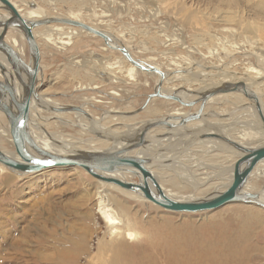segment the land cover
Returning a JSON list of instances; mask_svg holds the SVG:
<instances>
[{"label":"rangeland","instance_id":"1","mask_svg":"<svg viewBox=\"0 0 264 264\" xmlns=\"http://www.w3.org/2000/svg\"><path fill=\"white\" fill-rule=\"evenodd\" d=\"M10 1L22 14L35 11L43 18L77 20L105 33L116 42V46L125 48L132 58L154 65L165 73L162 84L165 92L172 89L174 94L188 86L197 91L192 93L196 96L199 89L213 84L205 81L209 74L240 76L247 72L253 77L258 71L263 76L253 82L262 84L256 86L252 82L250 86L258 92L264 108V40H261L264 39V0H240L244 8L230 18L210 13L215 0H81L79 8L70 1ZM181 6L192 11L199 8L201 13L207 12L210 17H196L191 22L188 14L180 12ZM0 14L5 15L6 12L0 10ZM51 25L58 34L62 31L77 33L72 35L69 43H65L55 34L46 33L41 28L45 26L38 27L39 78L42 82L38 94L59 106H81L91 120L89 122L70 113L55 118L46 114L49 109L37 107L45 112L47 121L44 125L49 134L67 140L68 145L72 143L79 150H104L110 144L88 141L95 136L86 130L91 124H98L102 129L98 131L102 132L119 122L126 126L115 131L125 135L128 126L168 117L169 112L179 107L173 101L153 99L138 114L122 116L137 111L143 105L146 97L156 88L157 76L141 71L129 80L124 72L118 73L113 69L119 77L118 81L113 82V77L109 80L103 78L107 64L106 70L113 62L125 70L128 65L123 61V55L107 47L99 37H92L72 26ZM177 73L182 76L177 78ZM196 73L197 78L193 80L190 76ZM226 95L223 100L219 98L216 105L212 102L205 107L207 114L217 112L224 115L209 118L210 123H216L225 116L234 119L241 114L239 121L254 119L248 117L252 115L249 101L239 94ZM197 108L184 107L182 110L189 114ZM245 112L247 115H244ZM67 120L69 124L65 125ZM230 122L223 124L230 125ZM79 124H84L83 128ZM0 126L4 129L7 126L1 113ZM249 128L240 123L233 130ZM258 128L248 132H257ZM213 129L216 131V127ZM154 132L159 131H151ZM232 136H235L234 131ZM170 139L159 141V149L168 148L169 145H163L164 141L175 142ZM255 141L249 146L262 144L264 139L260 134ZM207 143L211 142L193 146L176 161L172 158L177 155L164 157L172 159L171 164L159 169L150 167L164 191H170L180 199H190L203 198L214 190L222 191L226 187L227 175L218 178L217 174L227 172L230 167L220 170L234 159L231 155L209 150L212 145L209 148L208 144L206 148ZM217 145L214 147L217 148ZM178 146L179 143H176ZM60 147L62 151L67 150L65 146ZM0 149L12 151L7 136H0ZM204 151L214 153L206 156ZM137 154L136 151L134 155ZM166 160L162 158V161ZM210 163L216 164L219 169L210 166ZM257 171H261L262 176L255 177L256 173H253L250 190L264 193V162L256 167L254 172ZM98 193L106 197L121 220L122 233L116 238L109 235V229L98 214ZM130 196L115 186L96 181L79 168H54L21 176L1 165L0 264H96L100 259L102 262L98 264H111L112 259L114 264H125L130 254H134L139 247H148L158 264H164L161 249L168 243H171V249L181 245L182 253L193 259L192 264H264V209L230 204L208 212L173 213ZM130 229L138 234L134 242L123 239L124 232ZM115 242L121 243L123 248L112 253L109 247ZM192 245L195 249H190Z\"/></svg>","mask_w":264,"mask_h":264},{"label":"water","instance_id":"2","mask_svg":"<svg viewBox=\"0 0 264 264\" xmlns=\"http://www.w3.org/2000/svg\"><path fill=\"white\" fill-rule=\"evenodd\" d=\"M0 2L10 12L8 19L0 20V50L5 53L6 60L10 64L13 75L22 89V95L19 97L13 84L9 83L5 78L0 80V112L4 114L7 121L9 136L13 144L15 156H17V158H14L0 151V165L22 175L35 174L54 168H79L100 183L109 184L125 192L140 196L155 206L173 213L194 214L208 212L218 210L230 204L253 205L264 209V202L260 200L258 193L243 191L245 184L251 178L256 166L264 161V143L255 146H246L217 133L199 135L197 140H209L222 145L224 144L233 151V155H237L236 161L233 164L231 183L223 188L222 191L214 190L203 198H183L176 200L168 197L162 191L156 178L147 168L148 166H153L150 158L128 155V153L134 150L138 151L151 144L150 140L146 139V136L152 130H173L177 127L186 126L191 122H199L206 102L210 98L221 94H240L252 103L258 120L264 130V111L257 94L252 89L246 87L243 82L234 84L224 83L218 88L199 95L200 97L197 100L189 104L183 103L174 95L160 94L159 85L164 79V74L153 66L135 60L125 48L117 47L111 49L120 52L135 69L158 75L160 82L154 89V92L147 96L145 102L137 111L121 114L122 116L129 117L138 114L153 99L173 101L188 109L198 105L197 110L182 117L172 116L140 122L137 126L138 129L135 130V134L128 138L122 134L113 137H102L98 134L97 138L110 142L111 146L106 150H77L70 152L68 155H59L42 149L30 136L28 131L30 104L32 100H38L37 91L42 84V82L39 83L36 79L39 69L40 53L32 34V28L58 23L81 28L99 37L105 44L109 42V38L104 33L96 31L83 23L68 19L48 18L27 22L18 14L16 8L8 0H0ZM10 27L20 29L24 35L29 52L28 64L21 60L16 52L4 42V34ZM0 71L4 72L1 64ZM37 82L38 85L36 86ZM53 110L62 113H79L86 119L88 118L87 120L90 119V115L81 106H61L60 108L51 109V111ZM174 122L178 123L175 124ZM117 143H119V146H115ZM48 161L51 163H48ZM120 172L133 175L136 182L122 181L109 176Z\"/></svg>","mask_w":264,"mask_h":264},{"label":"bare ground","instance_id":"3","mask_svg":"<svg viewBox=\"0 0 264 264\" xmlns=\"http://www.w3.org/2000/svg\"><path fill=\"white\" fill-rule=\"evenodd\" d=\"M8 1L16 8L18 14H20V16L24 20H26L27 22L38 21L39 20L38 18H41L40 20L48 19V18H45V17L43 18L42 16L40 17V14H37L35 11H30L31 13H29L28 15L22 14L21 10L15 5L14 2H12L10 0H8ZM59 1H61V2L70 1L72 4L76 5L77 8H79L80 6H82L81 0H59ZM215 3L216 4L212 6V8H211L212 11L210 12L211 14H214V16L215 15H224L225 17H229V18L230 17H235V15L239 12L240 8H244V7H242V6H244V3H243V1H240V0H215ZM0 10H4L6 12L5 15H1L0 14V20L1 21L6 20V19H8L10 17V12H8L6 10V8L4 7V5L1 2H0ZM198 10L192 11V10L188 9L187 7H182V9H180V12L183 13L184 15L185 14H188L189 15L188 18H189V20L191 22H192L191 19H193L195 21L196 20L195 19L196 17H201V18H204V19H208L210 17V15H208L207 12H206L207 14L206 13L203 14V13H201L202 12L201 9L198 8ZM208 10L210 11V9H208ZM55 18H60V17H55ZM61 19H65V18H61ZM71 21H74V20H71ZM74 22H79V21L76 20ZM55 24H58V23H55ZM60 25H64V24H60ZM42 26H45V27H41V28H44V31L46 33H48V34L49 33L50 34H52V33L55 34L57 37L62 38V41L65 42V43H69V39L72 37V35H74V34L77 33L75 31H71V32H64V31H62L60 34H58L56 32L57 30H55L54 29V26H52L51 24L42 25ZM38 27H40V26H38ZM38 27L32 28V34H33V37H34L35 42H36V44L38 46V49H39V44H38V41H37V37H38L37 36V29H38ZM75 28L77 30H79L80 32H83L84 31L81 28H77V27H75ZM93 29L96 30V31H98L96 28H93ZM0 32H1V29H0ZM84 32L90 34V36H92V37H97V36H95V35L87 32V31H84ZM99 32H101V31H99ZM16 33H17V35H16ZM263 34H264V32H263ZM262 36H260V37H262ZM260 37L258 39H260ZM261 40H264V39H261ZM4 42H6L12 48V50L16 52V54L20 57L21 60H23L26 64L29 63V52H28L27 43H26L25 38H24V35H23V33H22V31L20 29L15 28V27L8 28L6 30V32H5V34H4ZM105 45L107 47H109V48H117V47H120V46H116V42L111 37L109 39V42L107 44H105ZM39 53H40V49H39ZM40 61H39V69H38V73H37V77H36V79H37V81L39 83L41 82L40 81V78L41 77L39 78L40 73H41V67H40L41 64H40ZM123 61L125 63H127V65H128L125 68V70H122V66L120 67V65H117V63H115V62H113V63L110 64L109 70H106L107 65H108L107 64L104 67L105 69L103 71V72L106 73V76H104L103 78H106V79L109 80L110 77H113V78H115V79H113V82L118 81V78L119 77L116 76V72H113V69H116V71H118V73L124 72V74L126 75V77L129 80H133L134 79V76L136 75V73L141 72L140 70L135 69L131 64H129V62L126 60V58L124 56H123ZM0 64L2 65L3 71H4V72H1L0 71V80H3V78H5L9 83L13 84L14 85V88H15V91L18 93V95L20 97L22 95V89H21L18 81L16 80V78L13 75V72L11 70L10 64L6 60L5 53L3 51H1V50H0ZM150 66H153V67L156 68V66H154V65H150ZM156 69L157 70H160L158 68H156ZM120 70H122V71H120ZM180 70L181 69H176V71H180ZM186 72L189 73L190 71L189 70H186ZM255 72H257V76H253V77L249 73H247V72L246 73H243L240 76H236L234 74L233 75H227V74L226 75H222L221 73L219 75H213V74H209L208 73L209 75L206 74L207 76L205 78L206 79L205 81H207L209 83H213V84L211 86L208 85V88H201V90L199 89V92L196 94V96L193 95L192 93L193 92H197V91H194V89L193 90L190 89V87H188V86L184 90H182V91L181 90L176 91L177 94L176 93L173 94L172 93L173 92L172 89H171L170 92H165L164 89L162 88V84L164 82V79L166 78V74L162 72L164 74V79L161 82V84L159 85L160 86L159 87V91H160V94H164V95H174V96L178 97V99L181 102L186 103V104H189V103L193 102L194 100H197L200 97L199 95H201L203 93H206L207 91L213 90L215 88H218L220 85H222L224 83H232V84H234V83L243 82L246 85V87L252 89V87L250 86V83H252L256 79H259V78L261 79V77L263 76V74H260L258 71H255ZM144 73L149 74V75H153V76L154 75L157 76L158 79H157V82H156V86L158 85V83L160 82V78H159L158 75L153 74V73H147V72H144ZM175 76L177 78H179V77L182 76V74L181 73H177V74H175ZM190 77L193 78V80H195V78H197V73L194 74V75H192V76H190ZM204 77H205V75H204ZM38 82H37L36 86L38 85ZM261 84H262V82H258L257 84L254 83L253 85H256L257 86V85H261ZM253 91L258 96V92L256 90H253ZM37 93H38V91H37ZM227 94H236V93H227ZM236 95H238V94H236ZM225 96H227V95L226 94H221V95H218V96H215V97L210 98L206 102L205 107L207 106V104H210L212 102H214L213 105H216V101L219 98H222V100H223V98ZM259 99H260V97H259ZM167 101H169V100H167ZM260 103H261V100H260ZM56 105L57 104L53 103V101L51 99L44 98L41 94L40 95L38 94V100L37 101L32 100V102L30 104V114H29V122H28V131L30 133V136L34 139V141H36V143L42 149H44L47 152H50L52 154L68 155L70 152H75V151H77L79 149L74 148V145L72 143H70L68 145L69 142L67 140H64V139L55 137L53 134H49L47 132V129H45V125H44V122L47 121V117L44 116V113L45 112L37 109V107L43 108L44 110L47 108V110L49 109V111L46 110L48 112L46 114H51L52 116H54L56 118L57 116H60L61 114H64L62 112H57L55 110L51 111V109H53V108L56 109V108H60L61 107L59 105H57V106ZM178 105H179V107L173 109L172 112H170L168 114V117H172V116L173 117L174 116L182 117V116L188 115V113H185V111L182 110L184 107L180 106V104H178ZM261 105H262V109L264 111L263 104L261 103ZM195 106H198V105H195ZM205 107H204V109H205ZM249 107L252 110V115L251 116H248V117H253L254 118L253 120L252 119L250 120V119H247L246 118V120L239 121V118L242 116V114H241V116H239V117L236 116L237 118H234V119L225 116L222 119H218V121H216V123H210L208 121L209 118H211V117L216 118L217 116H224V115H222L220 113H217V112H212V113L207 114V112H205V110L203 109V112L204 113L202 112V114L200 116V121H201L200 125L201 126L199 125L200 127H198V129L201 130L202 132H199L198 129H197V131L188 130V129H186L185 126L177 127L176 129L167 130V131L166 130L164 131L162 129H156L157 131H163V133L154 136L153 139L152 138L151 139H148L146 137L147 140H150L151 144L145 146L142 149H139L138 151L137 150H134V151H137V153L139 154V155L137 154L135 156L136 157H141V158H146V157L147 158H150L151 164L153 165L152 168L153 169H159L160 167H163L165 165L171 164V162H173V161H176V159H178L179 156H182L185 153H187L188 151H190V149L193 146H196L197 144H200V143L206 142V141L211 142V143H209V146H211V145L212 146H211V148L209 150H217L218 152H221L224 155H226V154L231 155V157H233V159H234L233 162H231L229 166L228 165L227 166H223L222 170H220V171H223V170L225 171L227 169L226 167H230L228 170H226L228 173L225 172V173L217 174V177L218 178H222L223 176L227 175V177H225V179L228 181V184L226 185V187H227L231 183V180H232V169H233V164L236 161V156L237 155H233L232 154L233 151L231 149H229V147H227L224 144L222 145V144H220L218 142L209 141V140L199 141L197 139L199 138V135H201V134L217 133V134H219L221 136H225L227 138L230 137V139L233 138V141H235L237 143H240V144H243V145H246V146L252 145L253 144V141H255V140H257V139L260 138V134H261L262 138L264 139V130L262 129V126H261V124H260V122L258 120L257 114H256V112H255V110L253 108L252 103L249 105ZM242 110H245V108H243ZM0 113L4 116V114L2 112H0ZM65 113L67 114V113H70V112H65ZM70 114H75L77 116L84 117L82 114H79V113H70ZM245 114L247 115L246 112L244 113V115ZM89 120H91V117H90ZM226 121H231L230 122L231 124L230 125L229 124H223ZM39 122H42L43 124L42 123H39ZM174 123L177 124L178 122H174ZM240 123H244V126H248V128L250 127L249 129H254L255 127L256 128L259 127V128L257 129V132L255 131L254 133L248 132L249 129H247V130H244V129H235V130H233V127L236 126V125H238V124H240ZM66 124H69V121L68 120L65 123V125ZM118 124H121L122 125V123L117 122L114 125L109 126L107 129H103L102 132L98 131V130L101 129V128L99 129V125L98 124H95V125H92L91 124L88 128L89 129H92V130H88V128H86V130L89 131L92 135H95V136L94 137H91L88 141L89 142H95V141H99L100 142L101 141V142H104V144L107 142L108 145H109L110 144L109 141H106L105 139L97 138V135L100 134V136H102V137H113V136H116V135H120V134L116 133L115 130L117 128H122L124 126H117ZM82 125H84V124H81V126L79 124L80 127H82ZM137 126H138V124L137 125H132L131 127L129 126V128L127 127L128 128V130H127L128 132H126V130H125V133L129 134V136L132 137L135 134V132H136L134 130L135 129H138V128H136ZM211 126L212 127H216V130L218 132H214V131L210 130ZM207 128H208V130H207ZM174 130L175 131L177 130L179 132L176 133V132H174ZM232 130L234 131V134H235L234 137L232 136V134H233V131ZM180 131H182V134H181ZM173 133H175V134L174 135H171ZM0 136H2V137L7 136L8 137V142L10 143L11 149H12V151H9V152L8 151H3L1 149H0V151L3 152L6 155H9V156H12L14 158H17V156H15L13 144H12L11 138L9 136L8 124H7V126H6L5 129L4 128H1V126H0ZM124 136H126V135H124ZM129 136L127 135V138ZM172 137H175L174 139H171L172 141H175V142H171L173 144V146H174L173 148H171L169 146V149L167 147H163L162 149H159L157 142L162 141V140H166V139H170ZM186 137H187V142L184 143V145H183L185 148H182V150L180 152V149L181 148H179V149L178 148H175L176 147V143H179V141H180L181 138H186ZM56 138H58V139H56ZM65 138H67V137H65ZM261 142H262V140H261ZM97 144L98 143H96V145ZM172 144H171V146H172ZM215 144H218L217 145V148L214 147ZM60 145L65 146L67 150L66 151H62ZM110 146H111V144H110ZM110 146H109V148H110ZM115 146H119V143H117ZM109 148H105L104 150L109 149ZM92 150H102V149H92ZM134 151H132V152H134ZM132 152L131 153H128V155H131L132 156L134 154ZM141 152H144L145 154L143 155ZM209 152L210 151H204V154L205 153L206 154L207 153L209 154ZM149 153H153V154L152 155H148ZM173 155H177V156H175V157L172 158V159H174L173 161H172V159L171 160H166L167 158L166 159L164 158L166 156H173ZM162 158L164 160H166V161H162ZM263 162H261V163H263ZM150 167L151 166H148L147 167L149 171H150ZM218 167L219 166H217V169H219ZM255 169H254V171H255ZM254 171H253V173H256V174H254L255 177H259V176L261 177L262 176V174H261L262 172L261 171H257V172H254ZM13 173L16 174V175L23 176L22 174L17 173V172H13ZM253 173H252L251 178L254 176ZM109 176L110 177H113V178H117V179L122 180V181H130L131 179L134 178L133 175L128 174L126 172H120V173H116V174L109 175ZM250 179L245 184V186L243 188V191L244 192H249V193H256V192H252L250 190V186H249ZM107 185H109V184H107ZM159 185H160V183H159ZM160 187H161L162 191L168 197L173 198V199H176V200L180 199L174 193H172L170 191H164L161 185H160ZM129 194L131 195L130 197H132V198H134V197L141 198L140 196L134 195L132 193H129ZM258 194L260 195V200L264 202V193L263 192H260ZM141 199H143V198H141ZM97 210H98V214L100 215V217L104 221L106 227L109 229V232H108L109 235L112 238L113 237L116 238L117 236H120L121 233H122V231L120 229L121 220L116 216V214L114 213L113 209L109 206L106 197H104L101 193H98ZM137 236H138V234L135 233V231L131 232V229H130V230H127L126 232H124L123 239H125L127 241H130V242H134V241L137 240ZM118 243H116V242L113 243V246H110L109 247L110 248L109 251L112 252V253H114L116 250H118L120 248H123L122 245H120L121 243L120 244H118ZM139 248L136 250V252L134 254H130V258H128V260L126 261L125 264H158V262L156 261V258L154 256V253H152L151 250H149L148 247L147 248L146 247H144V248L142 247L140 249ZM153 248H154V246H153ZM190 249H195V246L194 245L190 246ZM161 251L163 252V255L162 256H163V262H164V264H192V260L193 259L191 257L186 256V255H184L182 253V247H181V245H179L175 249H171V243L164 244L162 246ZM205 257H206V255H205ZM101 262H102L101 259L100 260H97L96 261V264L101 263ZM111 264H114V259L111 260Z\"/></svg>","mask_w":264,"mask_h":264},{"label":"crops","instance_id":"4","mask_svg":"<svg viewBox=\"0 0 264 264\" xmlns=\"http://www.w3.org/2000/svg\"><path fill=\"white\" fill-rule=\"evenodd\" d=\"M171 112H172V111H171ZM169 113H170V112H169ZM169 113H168V114H169ZM167 116H168V115H167ZM199 125H200L199 123L194 122V123L187 124L185 127H186V129H188V130H191V131H197ZM128 127H129V126H128ZM130 127H131V126H130ZM117 129H119V128H117ZM207 130H208V128H207ZM210 130H212V131H214V132H218L217 130L215 131V130L213 129L212 126H211ZM177 132H179V131H177ZM177 132H176V133H177ZM180 132H182V131H180ZM200 132H202V131H200ZM206 132H207V131H206ZM116 133H118V132H116ZM161 133H163V131H159L158 133H157V132H154V133L149 132V133L147 134L146 137H147L148 139H151V138L153 139L154 136H156V135H158V134H161ZM198 133H199V132H198ZM174 134H175V133H173V134H171V135H174ZM125 135H126V137H127L128 134H125ZM128 136H129V135H128ZM174 138H175V137H172L171 139H174ZM171 139H170V140H171ZM185 140H187V137H186V138H181L180 141H179V145H180V146H178V147H176V148H178V149H179V148H182V146L184 145L183 142H184ZM232 140H233V139H232ZM168 141H169V140H168ZM168 141H167V142L164 141L163 145H164V146H168V145H169V146L171 147V144H172V143H170V142H168ZM160 142H161V141H160ZM160 142H157V144H159V146H160ZM208 144H209V143H207V144L205 145L206 148H207V145H208ZM169 146H168V149H169ZM208 147L210 148L209 145H208ZM176 150H177V149H176ZM135 152H136V151H134V152H132V153L135 154ZM213 153H214V151H210L209 154L207 153L206 156H208V155H212ZM134 154H133L132 156H135ZM205 154H206V153H205ZM147 156H148V155H147ZM210 166H217V165L214 164V163H210ZM209 168H211V167H209ZM215 172H216V171H214V173H215ZM215 175H216V173H215Z\"/></svg>","mask_w":264,"mask_h":264},{"label":"snow or ice","instance_id":"5","mask_svg":"<svg viewBox=\"0 0 264 264\" xmlns=\"http://www.w3.org/2000/svg\"><path fill=\"white\" fill-rule=\"evenodd\" d=\"M48 163H51L50 161H48Z\"/></svg>","mask_w":264,"mask_h":264}]
</instances>
